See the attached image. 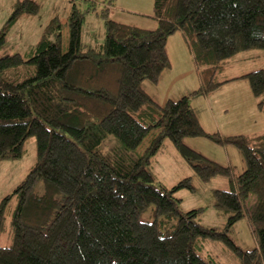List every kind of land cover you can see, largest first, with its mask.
<instances>
[{
    "label": "trees",
    "instance_id": "obj_1",
    "mask_svg": "<svg viewBox=\"0 0 264 264\" xmlns=\"http://www.w3.org/2000/svg\"><path fill=\"white\" fill-rule=\"evenodd\" d=\"M155 29L118 23L103 11L104 42L84 48V16L69 19L62 50V23L53 19L27 55L0 56V162L20 159L36 138L37 161L15 194L14 242L0 247V264H218L203 259L204 240L224 243L240 264H264V135L205 132L191 98L216 91L229 59L264 51V0H155ZM33 0L16 3L0 32L23 15H37ZM180 32L200 75L199 90L160 104L142 87L157 84L171 68L167 41ZM250 82L264 111V69L236 77ZM153 137L140 152L148 136ZM232 144L246 169L229 191L214 192L215 207L228 214L226 230L244 216L258 246L244 252L226 231L199 223L203 209L182 212L175 193L194 191L192 178L171 189L156 184L151 161L169 139L203 181L231 177L230 167L210 161L186 138ZM43 182L44 191H36ZM7 196L0 204V234ZM154 205V221L140 216Z\"/></svg>",
    "mask_w": 264,
    "mask_h": 264
},
{
    "label": "rangeland",
    "instance_id": "obj_2",
    "mask_svg": "<svg viewBox=\"0 0 264 264\" xmlns=\"http://www.w3.org/2000/svg\"><path fill=\"white\" fill-rule=\"evenodd\" d=\"M19 1L24 0H0V32L8 24L15 5ZM33 1L39 5L37 15L21 16L7 30L6 42L0 56L15 53L27 55L29 50L38 43L45 28L55 18H58L63 26L61 38L62 50L65 52L69 45L68 19L74 8L84 16L82 26L84 48L104 42L106 26L103 11L105 9H108V17L118 23L142 29H155L158 26L154 17L155 0ZM176 39H181V36L175 33L167 41V51L170 53V60L173 59L175 70H171L172 68L165 70L160 77L161 82L159 84H153L150 81H144L142 84L143 89L157 102H160L166 93L171 94L169 98L172 100H179L183 96L199 90L202 84L196 67V70L192 72V67L188 62L184 64L186 68L182 66L183 57L178 53ZM184 68L186 72H183ZM260 69H264V51L252 50L241 53L229 59L225 70L217 76L218 81L228 82L216 91L191 98L192 108L201 121V126L205 132L218 134L223 139L230 136L264 135V111L258 107L259 100L253 94L250 82L247 79L231 81L238 76ZM195 75L199 79L196 82L194 81ZM183 90L184 92L180 93ZM152 137L153 134L147 137L139 149L140 152L148 146ZM185 143L210 161L230 167L232 176L219 175L208 182H203L195 174L192 167L178 154L173 143L166 139L163 148L151 161L150 170L156 178L157 186L163 185L171 189L182 180L191 177L195 190L182 189L175 193L176 198L181 199L180 210L189 212L203 209L198 218L202 226L214 228L221 232L226 231L229 238L244 252L254 250L258 246L257 237L247 217L244 216L237 221L227 232L229 215L215 207L214 192L216 190H231L236 178L246 169V162L242 153L232 144L217 143L208 138H186ZM36 161V138H30L23 145L22 158L0 162V204L5 197L12 195L6 207L4 227L0 234V247L2 248H10L13 245L12 220L19 202L15 192L27 178ZM36 191L39 193L44 191L43 182L36 185ZM154 208L155 206L151 205L140 216V221L153 222ZM198 253L203 259L212 258L218 264H240L236 254L219 241H202Z\"/></svg>",
    "mask_w": 264,
    "mask_h": 264
},
{
    "label": "crops",
    "instance_id": "obj_3",
    "mask_svg": "<svg viewBox=\"0 0 264 264\" xmlns=\"http://www.w3.org/2000/svg\"><path fill=\"white\" fill-rule=\"evenodd\" d=\"M176 34H179V36H181V39H176V43H177V45L176 46H178V53H180V56L181 57H183V61H182V63H183V67H185V63H189L190 65H191V67H192V72H194L195 70H196V68H195V65H194V60H193V56H192V54H191V52H190V49H189V47L187 46V42L185 41V39H184V37H183V35L180 33V32H178V33H176ZM174 36H177V35H174ZM170 39V38H169ZM168 55H169V57H170V53L168 52ZM171 61H172V65H171V70H175V67H174V65H173V59L171 58ZM186 68V67H185ZM183 69V72L185 71L186 72V69ZM188 71V70H187ZM194 74V73H193ZM162 76V75H161ZM168 76V75H167ZM195 79H194V81L196 82V81H198L199 79L197 78V75H195V77H194ZM165 79H166V77H165ZM167 80V79H166ZM161 82V79H159V82H158V84ZM201 82V81H200ZM155 87V86H154ZM190 87V86H189ZM187 89H191V88H187ZM186 90V89H185ZM188 91H190V90H188ZM182 92H184V90L183 91H180V93H182ZM171 94H169V93H166L165 95H163V98H162V100H160V102H158V103H160V104H164V103H166L169 99H171V98H169V96H170ZM172 100V99H171ZM156 101V100H155ZM200 121V120H199ZM200 123H201V121H200ZM235 133V132H234ZM227 135V134H226ZM232 135V134H231ZM231 137V136H230Z\"/></svg>",
    "mask_w": 264,
    "mask_h": 264
}]
</instances>
